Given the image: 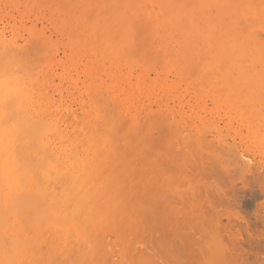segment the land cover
I'll use <instances>...</instances> for the list:
<instances>
[{"label":"rangeland","instance_id":"1","mask_svg":"<svg viewBox=\"0 0 264 264\" xmlns=\"http://www.w3.org/2000/svg\"><path fill=\"white\" fill-rule=\"evenodd\" d=\"M167 2L0 0V113H29L38 132L24 190L66 188L47 162L86 177L68 208L59 192L35 203L29 264H264V0H171L174 19ZM212 33L239 35L253 59L222 71Z\"/></svg>","mask_w":264,"mask_h":264},{"label":"bare ground","instance_id":"2","mask_svg":"<svg viewBox=\"0 0 264 264\" xmlns=\"http://www.w3.org/2000/svg\"><path fill=\"white\" fill-rule=\"evenodd\" d=\"M164 3L166 2V1H163ZM235 2V1H234ZM18 3V2H17ZM226 3H228V1H226ZM175 3H173V2H171V0H168V2L166 3V5H167V9H166V12H168L169 13V11H171L170 9H169V7L170 6H173ZM37 5V4H36ZM231 7H233V6H229V8H231ZM241 8H244V6L243 7H241ZM233 9V8H232ZM39 10V9H38ZM151 10V9H150ZM171 13V14H170ZM169 13V15H168V17H171L172 16V19H174L173 18V12H170ZM162 15V14H161ZM171 15V16H170ZM258 15V14H257ZM41 18V17H40ZM161 19H162V17H161ZM155 21V20H154ZM172 21H174V20H172ZM178 26H180L181 27V25H179L178 24ZM184 28H187L186 27V25L185 26H183ZM236 27V26H235ZM238 28V27H237ZM181 29H182V27H181ZM191 29V28H190ZM190 29H188V30H190ZM241 29V28H240ZM228 30H229V28H228ZM232 31H230V34H231V32H233V29H231ZM242 30V29H241ZM241 30H240V32H241ZM153 31V30H152ZM217 31V30H216ZM211 32H214L215 33V31H211ZM235 32V31H234ZM238 32V31H237ZM244 32V31H243ZM253 32V31H252ZM236 33V32H235ZM156 34V33H155ZM160 34H162V33H160ZM173 34V33H172ZM208 34V33H207ZM207 34H205L204 35V37L207 35ZM211 34V33H210ZM234 34V33H233ZM229 35L228 33H227V35H229L228 37H227V35L225 36L226 38H227V40H225L224 41V39L223 38H221V41L219 40V38L218 39H216L215 38V36H214V34L212 33V35L210 36V40H213V41H215V39L217 40V47H218V49L217 50H215L216 51V53H215V51H214V53H215V59L213 60V62H215L216 61V63L218 64H216L218 67H220L221 69L222 68H224V69H222V71H226V66H230V65H228V64H232V62L235 64V66H234V64H233V66L234 67H236V70L238 69H241V67H242V65L243 64H245V63H243V62H245L246 60L244 59L243 60V58L242 57H244V58H247V57H249V56H251V55H253L254 54V52H251L252 50H248V52L250 51L252 54L251 55H243V56H241V54H239V53H242V52H244V50L245 49H247L246 48V46L244 47H239L238 45H237V41H235V37H236V39H237V37H239V35L237 36H235V35ZM242 34V33H241ZM240 34V35H241ZM163 35V34H162ZM218 35V34H217ZM246 35H247V32H246ZM245 35V36H246ZM130 36V35H129ZM174 36V35H173ZM180 36V35H179ZM178 36V37H179ZM192 35H190V37H191ZM194 36V35H193ZM212 36H214V37H212ZM241 36H243V35H241ZM245 36H243L244 38H245ZM248 37L250 36L249 34L247 35ZM252 36V35H251ZM223 37V36H222ZM224 37V38H225ZM243 37H240V38H242L243 39ZM182 37H180V39H181ZM187 39H189L188 37H186ZM203 38V37H202ZM213 38V39H212ZM183 39H185V38H183ZM223 39V40H222ZM239 39V38H238ZM237 39V40H238ZM189 40H191V38L189 39ZM188 40V41H189ZM218 40H219V42H218ZM240 40V39H239ZM178 41H179V38H178ZM188 41H185V42H188ZM249 41V40H248ZM250 41H252V40H250ZM256 42H257V40H255ZM182 42V41H181ZM185 42H183V43H185ZM190 42V41H189ZM223 43V42H225L224 44H223V46H221V44L220 43ZM242 42V41H241ZM245 43L244 44H246V41H244ZM9 43H10V41H9ZM161 43H163V42H161ZM182 43V44H183ZM219 43V44H218ZM248 43V42H247ZM249 44V43H248ZM253 44H254V42H253ZM256 44V43H255ZM250 45H252V43L251 44H249L248 46H250ZM257 45V44H256ZM181 44H180V48H181ZM220 47V48H219ZM222 47V48H221ZM251 47V49H252V47L253 46H250ZM249 47V48H250ZM254 47H256V46H254ZM253 47V48H254ZM14 48H15V46H14ZM182 48H183V46H182ZM181 48V49H182ZM203 48V47H202ZM245 48V49H244ZM1 49V48H0ZM5 49V48H4ZM7 49H8V47H7ZM11 49V48H10ZM9 49V50H10ZM180 49V50H181ZM187 46H186V51H187ZM257 49V48H256ZM6 50V49H5ZM4 50V52H7V51H5ZM15 50V49H14ZM13 50V51H14ZM161 50V49H160ZM254 51H255V55H256V50L255 49H253ZM258 50V49H257ZM15 51H17V50H15ZM262 52H263V50H261ZM4 52H2V53H4ZM188 53L190 52L189 50L187 51ZM199 52V51H198ZM246 52V51H245ZM248 52H247V54H248ZM249 52V53H250ZM261 52V53H262ZM9 53H13L12 55H15V53L14 52H9ZM17 53V52H16ZM201 53V52H200ZM213 53V52H212ZM213 53V54H214ZM261 53H258V51H257V55L259 56V57H257L258 59H259V61L261 60L262 61V64H261V62L259 63L262 67H264V54H261ZM190 55H191V53H189ZM209 54H211V53H209ZM4 55V54H3ZM11 55V54H10ZM184 55H186V53L184 54ZM206 55V54H205ZM240 56L241 58H242V60H240V62L242 61V63L243 64H240L237 60H235L236 58L238 59V57H236L235 58V56ZM254 55V56H255ZM6 56H8V55H6ZM15 56H17V55H15ZM186 56H188V55H186ZM207 56V55H206ZM3 57V56H2ZM2 57L0 56V63L2 64V67H3V61L4 60H2L1 61V59H2ZM5 57V56H4ZM3 57V58H4ZM21 57H23V56H21ZM213 57H214V55H212L211 54V59H213ZM252 58H249V61H250V59H253V56H251ZM15 58L16 57H14L13 58V60H15ZM235 58V59H234ZM22 59V58H21ZM240 59V58H239ZM257 59V60H258ZM5 60H6V58H5ZM12 60V61H13ZM19 60H20V58H19ZM24 60V59H23ZM25 60H27V59H25ZM24 60V61H25ZM16 61V60H15ZM18 61V60H17ZM16 61V62H17ZM256 61V60H255ZM259 61H257V62H259ZM5 62H7V61H5ZM11 62V61H10ZM10 62L9 63H7L8 65L10 64ZM235 62H238L239 63V65H238V63H237V65H236V63ZM247 62V61H246ZM251 62H252V66L254 67V68H256V66H254V64H253V60H251ZM257 62H256V64H257ZM13 62H11V64H12ZM22 63H24V62H22ZM14 64V63H13ZM17 64V63H16ZM15 64V65H16ZM227 64V65H226ZM18 65H19V63H18ZM18 65H17V67H18ZM22 65V64H21ZM27 65V64H26ZM215 65V66H216ZM220 65V66H219ZM247 65V64H246ZM4 66H6V64L4 65ZM10 66H12L13 67V65H10ZM23 66V65H22ZM226 68H225V67ZM8 67V66H7ZM19 67H21L20 65H19ZM231 67V66H230ZM233 67V68H234ZM240 67V68H239ZM244 67H245V65H244ZM249 67V66H248ZM248 67H245V68H248ZM0 68H1V66H0ZM5 68V67H4ZM22 68V67H21ZM20 68V69H21ZM24 68V67H23ZM182 68V67H181ZM252 68V67H251ZM3 69V68H2ZM7 69V68H6ZM9 69V68H8ZM7 69V70H8ZM13 69V68H12ZM19 69V68H18ZM219 69V68H218ZM220 69V70H221ZM229 70H230V68H228ZM259 70L261 69V67L259 66V68H258ZM264 69V68H263ZM6 70V72L4 71L2 74H0V75H4L5 73H10V72H8ZM11 70V69H10ZM16 70H17V68H16ZM245 70V69H244ZM1 71V70H0ZM12 71V73L14 72H17V71H13V70H11ZM19 71V70H18ZM221 71V72H222ZM21 71H19V73H20ZM179 72V71H178ZM240 72H242L243 73V70L241 71L240 70ZM256 72V71H255ZM258 72V71H257ZM256 72V73H257ZM263 72V71H262ZM1 73V72H0ZM11 73V74H12ZM185 73V72H184ZM223 73H226V72H223ZM241 73V74H242ZM228 74V73H227ZM246 74V73H245ZM245 74H243V75H241L245 80H250V81H248L250 84L252 83V79H250V78H245ZM254 74V73H253ZM6 75V74H5ZM17 75V74H16ZM230 75V74H229ZM8 76V75H7ZM22 76V75H21ZM23 76H24V73H23ZM241 76L239 77V78H241ZM247 76H252V74L251 75H247ZM253 76H256V75H253ZM257 76H258V74H257ZM254 77V79H258V77ZM261 76H264V72L262 73V75ZM4 77V76H3ZM25 77V76H24ZM228 77H230V76H227V78ZM232 77V76H231ZM243 78H241V80L243 79ZM228 79H231V78H228ZM231 80H233V78L231 79ZM261 80V79H260ZM243 81V80H242ZM247 82V84H249ZM225 83V82H224ZM191 84V83H190ZM255 84V83H254ZM262 84H263V80H262ZM262 84H261V86H262ZM229 85V84H228ZM261 86H259V87H261ZM227 87V86H226ZM261 88H264V86L263 87H261ZM233 94V93H232ZM239 94V93H238ZM228 95H226V97H227ZM13 97H15V96H13ZM226 97L225 98H223V99H226ZM248 97V96H247ZM11 98V97H10ZM218 98V97H217ZM232 98V97H231ZM231 98H229V99H231ZM237 98V97H236ZM242 98V97H241ZM238 99V98H237ZM261 99V98H260ZM9 100H11V99H9ZM227 100V99H226ZM231 100H233V99H231ZM246 100V99H245ZM6 101V100H5ZM7 102H10V101H8L7 100ZM12 102H13V98H12ZM22 102V101H21ZM245 102V101H244ZM15 104V103H14ZM9 106V105H8ZM15 106H16V104H15ZM20 106V105H19ZM6 107H7V105H6ZM14 107V106H13ZM18 107V106H17ZM3 109H4V107H2ZM15 109H16V107H15ZM13 109H11L10 111H12ZM3 111V110H2ZM5 111H6V108H5ZM16 110H13V112L12 113H0V264H25V260H26V262H28L29 260H37V259H39V258H35V256L38 254V251L40 250L39 248H38V243H36L32 238H30L29 236H28V232L26 233V228L28 229H30V230H32V231H35L36 229H37V227H38V224H41V222L44 220L42 217V219H40V216L42 215H38L37 217L39 218V220H38V218H37V220H36V215H35V211H36V214H38V212H39V214H40V211H38V205L40 204L41 205V203H42V201L41 200H44V198H48L49 199V197H55L56 196V192H59L60 194H58V195H60L59 197V202H61V198H62V206H64L63 208H65V207H67L68 208V206H66V205H68V204H70L69 203V199H71V197L72 198H74L75 200H77V199H80V197L83 195L82 194V192H80L79 191V189L81 188V187H84V185L86 184V177L85 176H83V174H82V172H79V171H70V172H68V174L66 173V172H63V171H61V170H63V168L65 169V167H63L62 165H58V164H60V162L57 164L58 166H57V168L55 167L56 165H52V164H49V162H47L46 163V167H48V169L50 170H52V168H53V170H54V173L53 174H58L59 175V178H62V177H64L65 176V179H66V182L68 181V185H70L69 186V188L70 189H68L67 190V184H66V182L64 183L65 184V187L66 188H64V187H62V189H61V191H56V192H54L53 190H54V188L52 189V184L54 183V182H58V181H55L54 180V182L53 181H50V183L48 184V185H46V188H44L43 187V185H42V187H43V189H48V187L50 188V190H49V192H46L45 190H43V193H36V192H33V190H31L32 191V193H31V191L29 190V191H26L27 189H26V187L27 188H29V186H31V184H32V182H33V179L35 178H33V161H31L30 159H29V155H28V153H31V151L34 149H32V147H35V146H32V143H33V141L35 140H33V138L32 137H35V135H33L37 130H36V128H35V130L33 129L35 126H34V122L31 120V118L29 117V116H27L25 113H24V111L23 112H21V113H18V109H17V113L15 112ZM28 111V110H27ZM7 112V111H6ZM15 112V113H14ZM154 116V115H153ZM158 116V115H157ZM155 118V117H154ZM153 119V118H152ZM264 119V118H263ZM155 119H153L152 120V122L154 121ZM157 121V120H156ZM162 121V120H161ZM36 122V121H35ZM42 122L43 121H40L39 123H41L42 124ZM187 122V121H186ZM44 123V122H43ZM154 123H157V122H154ZM185 123V122H184ZM163 125V124H162ZM165 125V124H164ZM38 126V125H37ZM168 126V125H167ZM33 127V128H32ZM40 127V126H39ZM38 127V128H39ZM42 127V126H41ZM152 127H154V126H152ZM156 127V126H155ZM40 129H42V128H40ZM44 131V130H43ZM44 132H47V131H44ZM48 132H50V131H48ZM36 133H38V132H36ZM43 133V132H42ZM36 136H38V134L36 135ZM40 136V135H39ZM39 136H38V140L40 139L39 138ZM37 138V137H36ZM47 138V137H46ZM35 142V141H34ZM36 142H38L37 140H36ZM42 142V141H41ZM43 144V143H42ZM45 146V145H44ZM43 146V147H44ZM49 149V148H48ZM36 150H39V149H36ZM45 150V149H44ZM43 150V151H44ZM41 151V150H40ZM46 151H47V149H46ZM35 152V151H34ZM36 153V152H35ZM33 154L34 156L35 155H37V154ZM41 153H42V151H41ZM51 153V152H50ZM215 153V152H214ZM42 155H44V154H42ZM47 155V154H46ZM52 155V154H51ZM50 156V155H49ZM48 156V157H49ZM33 157V156H32ZM43 157L44 156H42V159H43ZM46 157V156H45ZM47 158V157H46ZM46 158H44V159H46ZM51 158H53V157H51ZM32 160L34 159V158H31ZM43 159V160H44ZM48 159V158H47ZM55 159V158H54ZM35 160V159H34ZM37 160V159H36ZM42 160V161H43ZM52 160V159H51ZM42 161H40V165L42 166V167H45V165H43L44 163V161L42 162ZM49 161V160H48ZM56 161V160H55ZM216 161V160H215ZM32 162V163H31ZM51 162V161H50ZM54 162V161H53ZM35 163V162H34ZM52 163V162H51ZM64 163V162H63ZM79 164V163H78ZM39 165V164H38ZM38 165H36V168H37V166ZM65 166V165H64ZM69 167V166H68ZM87 167V166H86ZM70 168V167H69ZM47 169V170H48ZM78 169V168H77ZM37 170V169H36ZM46 170V169H45ZM46 170V171H47ZM48 170V171H49ZM40 171V170H39ZM87 171V170H86ZM35 172V171H34ZM52 172V171H51ZM39 173V172H38ZM43 173H44V171H43ZM44 174H46V173H44ZM43 174V175H44ZM52 174V175H53ZM35 175V174H34ZM38 175V174H37ZM51 176V174H50V171L44 176V177H47V176ZM64 175V176H63ZM40 177H42V175L40 176ZM44 177H43V179H44ZM52 177V176H51ZM38 178H39V176L37 177V180H38ZM49 178V177H48ZM58 178V177H57ZM92 178V177H91ZM36 179V178H35ZM42 178H41V180H43ZM51 179V178H50ZM50 179H48V180H50ZM54 179V178H53ZM88 179V178H87ZM94 179V178H93ZM214 179V178H213ZM46 180V179H45ZM44 180V181H45ZM95 181V180H94ZM43 182V181H42ZM51 182H53V183H51ZM91 182V181H90ZM38 184H39V182H37ZM43 183H45V182H43ZM42 183V184H43ZM61 183V182H60ZM35 184V183H34ZM63 184V185H64ZM89 184H91V183H89ZM40 185H41V183H40ZM54 185H56V184H53V186ZM62 185V184H61ZM32 186H33V184H32ZM57 186V185H56ZM56 186H54V187H56ZM40 187V186H39ZM41 187V188H42ZM58 187V186H57ZM60 187V186H59ZM24 188L26 189V190H24ZM85 188V187H84ZM83 188V189H84ZM92 188V187H91ZM203 188V187H202ZM21 189V190H20ZM73 190L72 191V193H70V191L69 190ZM82 189V190H83ZM99 189V188H98ZM102 189V188H101ZM207 191V190H206ZM87 192V191H86ZM96 191H94L93 192V190H92V193H95ZM57 195V196H58ZM91 195H93V194H91ZM90 195V197L91 198H93V196H91ZM97 195L98 196H100L98 193H97ZM39 196V197H38ZM57 196H56V198H57ZM37 197V202H36V200H35V202H33L32 201V198H33V200L35 199ZM43 197V198H42ZM89 197V198H90ZM97 197V196H96ZM95 197V198H96ZM41 198V199H40ZM88 198V197H87ZM94 198V199H95ZM84 198H81L80 200H83ZM93 199V200H94ZM88 200V199H87ZM86 200V201H87ZM209 200V199H208ZM38 201H39V203H38ZM46 201H48L47 199H46ZM50 201V200H49ZM48 201V202H49ZM55 201V200H54ZM85 201V200H84ZM89 201V200H88ZM92 201V200H91ZM94 201H96L97 202V200H94ZM199 201V200H198ZM202 201V200H201ZM206 201V200H205ZM46 203V202H43L42 204H43V206H40V207H44L45 205H47L48 204V206L49 205H51V204H53L52 202L49 204V203ZM59 202H57L56 201V203H59ZM38 203V205L36 206V204ZM80 203V202H79ZM87 203V202H86ZM186 203H187V201H186ZM76 204H77V202L75 203V206H76ZM81 204V203H80ZM84 204H85V202H84ZM88 204H89V202H88ZM96 204H98V203H96ZM213 204V203H212ZM54 205H55V202H54ZM87 205V204H86ZM48 206H46V208L48 207ZM56 206H57V204H56ZM55 206V207H56ZM51 207V206H50ZM58 208H59V204H58V206H57ZM73 207V206H72ZM90 207H92L91 205H90ZM98 207V206H97ZM53 208H54V206H53ZM63 208H62V210H63ZM78 208V207H77ZM60 209V208H59ZM66 209V208H65ZM72 209H74V208H72ZM46 210V209H45ZM47 210H48V208H47ZM46 210V211H47ZM52 210V209H51ZM54 210V209H53ZM55 210H56V208H55ZM79 210V209H78ZM212 210V209H211ZM64 211V210H63ZM85 211V210H84ZM44 213H46L45 211H43ZM73 212V211H72ZM71 213V212H70ZM69 213V214H70ZM80 213V212H79ZM84 213V212H83ZM82 213V214H83ZM32 214H34L35 215V218L34 217H32ZM67 214H68V212H67ZM74 214V213H73ZM77 214V213H76ZM75 214V215H76ZM82 214H81V217H82ZM33 215V216H34ZM49 215H51V214H49ZM65 215V214H64ZM71 215V214H70ZM69 215V216H70ZM74 215V216H75ZM84 215V214H83ZM90 216V215H89ZM47 217H48V215H47ZM51 217V216H50ZM65 217H67L66 215H65ZM71 217V216H70ZM69 217V219H70V221H72L71 220V218ZM45 218V217H44ZM68 218V217H67ZM83 218V217H82ZM82 218H79V219H82ZM50 219V218H49ZM48 219V220H49ZM51 219H52V217H51ZM60 219V218H59ZM76 219V218H75ZM78 219V220H79ZM83 219H85V218H83ZM42 220V221H41ZM48 220H46V221H48ZM58 220V219H57ZM16 221V224H17V226L18 227H16V225H14L15 222ZM36 221H41V222H39V223H37ZM46 221H45V223H46ZM50 221V220H49ZM51 221H53V219L51 220ZM70 221L68 222V223H70ZM61 222H62V220H61ZM79 222H81V220L79 221ZM91 222V221H90ZM18 223H19V225H18ZM53 223V222H52ZM54 223H57V222H55V220H54ZM66 224L67 226L69 225V224ZM52 225H54V224H52ZM58 225V224H57ZM60 225H62V224H60ZM63 225H65V223L63 224ZM71 225V224H70ZM73 225H74V222H73ZM72 225V226H73ZM43 226H44V224H43ZM77 226V225H76ZM49 227H51V226H49ZM53 227V226H52ZM63 227V226H62ZM71 228V227H70ZM69 228V229H70ZM78 228V227H77ZM28 229V230H29ZM38 229H40V227L38 228ZM37 229V230H38ZM43 229V228H42ZM45 229H48V228H45ZM45 229H44V232H45ZM63 229H64V227H63ZM29 230V231H30ZM54 230V229H53ZM60 230V229H59ZM58 230V231H59ZM68 230V229H67ZM67 230H66V228H65V231H66V233H67ZM71 230V229H70ZM56 231H57V228H56ZM55 231V232H56ZM57 231V232H58ZM65 231H63L64 233H65ZM23 232H24V234H23ZM39 232V231H38ZM51 232H52V229H51ZM56 232V233H57ZM62 232V233H63ZM71 232V231H70ZM69 232V233H70ZM85 232V231H84ZM40 233H41V231H40ZM43 233V232H42ZM48 233V232H47ZM50 233V232H49ZM61 233V232H60ZM64 233L63 234H61V235H64ZM65 233V234H66ZM75 233H77V232H75ZM87 233V232H86ZM89 233V232H88ZM27 234V235H26ZM44 234H46V233H44ZM51 234V233H50ZM49 234V235H50ZM54 234V233H53ZM74 234V233H73ZM40 235V234H39ZM38 235V236H39ZM57 235H60V234H57ZM35 236H37V235H35ZM51 236V235H50ZM54 236V235H53ZM65 236V235H64ZM64 236H63V239H64ZM68 236V235H67ZM73 236V235H72ZM74 236H75V234H74ZM84 236V235H83ZM83 236H81V237H83ZM29 237V238H28ZM33 237H34V235H33ZM43 237V236H42ZM66 237V236H65ZM71 237V236H70ZM236 237V236H235ZM59 238V237H58ZM61 238H62V236H61ZM61 238H59V239H61ZM84 238V237H83ZM50 239H52V238H50ZM55 239V238H54ZM58 239V240H59ZM66 239V238H65ZM77 239V238H76ZM85 239V238H84ZM87 239V238H86ZM89 239V238H88ZM45 240H47V238L45 239ZM55 240H57V239H55ZM57 240V241H58ZM38 241H39V237H38ZM44 241V240H43ZM51 241H53V240H51ZM62 241L63 240H61V244H62ZM71 241V240H70ZM83 241V240H82ZM81 242V241H80ZM43 243V242H42ZM46 243L48 244V242L46 241ZM51 243V242H50ZM57 242H55V244H56ZM60 243V242H59ZM67 243V242H66ZM70 243V242H69ZM82 243L83 242H81V245H82ZM86 243V242H85ZM84 243V244H85ZM47 244L45 245V246H47ZM64 244V243H63ZM68 244V243H67ZM73 245H74V243H72ZM43 245V244H42ZM41 245V246H42ZM72 245V246H73ZM52 246H53V244H52ZM59 245H57V247H58ZM64 246H65V244H64ZM64 246H63V249H64ZM75 247H76V245H74ZM83 247H84V245H83ZM89 247V246H88ZM41 248V247H40ZM43 248V247H42ZM47 248V247H46ZM59 248V247H58ZM87 248V247H86ZM91 248H92V246H91ZM73 249H75V248H73ZM46 250V249H45ZM65 250H66V248H65ZM88 250H89V248H88ZM93 250V249H92ZM62 251V250H61ZM79 251V250H78ZM91 251V250H90ZM42 252V251H41ZM39 253V254H42V253ZM46 252V251H45ZM49 252H50V250H49ZM55 252H56V250H55ZM63 252V251H62ZM65 252V251H64ZM73 252V251H72ZM75 252V251H74ZM44 253V252H43ZM49 254V253H48ZM50 254H52V253H50ZM44 255V254H43ZM46 255V254H45ZM57 255V254H56ZM71 255H72V253H71ZM70 255V256H71ZM26 256H28V258H26ZM40 256V255H39ZM60 256V255H59ZM75 256V255H74ZM43 257H45V256H43ZM47 257V256H46ZM48 258V257H47ZM52 258V257H51ZM56 258V257H55ZM54 258V259H55ZM72 258V257H71ZM80 258V257H79ZM41 259V258H40ZM40 259H39V261H40ZM43 259V258H42ZM45 259V258H44ZM54 259H52V261H54ZM57 260H58V258H56ZM63 259H65V258H63ZM74 259V258H73ZM67 260V259H66ZM38 261V260H37ZM38 261V262H39ZM52 261H51V263H52ZM90 261H91V259H90ZM169 261V260H168ZM76 262V261H75ZM34 263V262H33ZM41 263V262H40ZM74 263V262H73ZM90 263V262H89ZM88 263V264H89ZM28 264H29V262H28ZM91 264V263H90Z\"/></svg>","mask_w":264,"mask_h":264}]
</instances>
